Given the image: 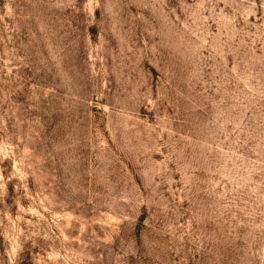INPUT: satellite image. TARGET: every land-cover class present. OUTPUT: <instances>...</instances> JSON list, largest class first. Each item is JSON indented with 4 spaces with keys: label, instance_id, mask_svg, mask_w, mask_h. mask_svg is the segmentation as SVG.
Masks as SVG:
<instances>
[{
    "label": "rangeland",
    "instance_id": "rangeland-1",
    "mask_svg": "<svg viewBox=\"0 0 264 264\" xmlns=\"http://www.w3.org/2000/svg\"><path fill=\"white\" fill-rule=\"evenodd\" d=\"M0 264H264V0H0Z\"/></svg>",
    "mask_w": 264,
    "mask_h": 264
}]
</instances>
